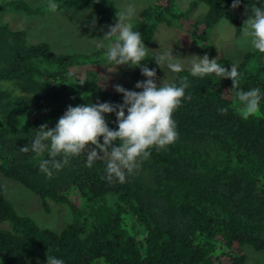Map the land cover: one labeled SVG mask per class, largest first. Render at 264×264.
Masks as SVG:
<instances>
[{
  "label": "trees",
  "instance_id": "trees-1",
  "mask_svg": "<svg viewBox=\"0 0 264 264\" xmlns=\"http://www.w3.org/2000/svg\"><path fill=\"white\" fill-rule=\"evenodd\" d=\"M263 1L240 0L232 8L233 0H191L189 7L201 2L206 9L201 19L182 22L174 0H153L137 12L134 30L146 45L156 23L178 22L205 52L208 27L225 17L239 30L241 16L264 7ZM55 2L57 10L114 12L113 0ZM5 8L43 13L23 0L0 3V11ZM105 51L54 53L46 42L27 44L22 30L0 23V175L35 195L45 212L48 200L70 211V221L57 230L38 225L15 211L0 183V264H26L37 251L64 264H244L243 245L264 250V67L248 66L256 50L237 61H217L229 70L237 66L242 90L260 89V110L247 119L241 115L231 79L175 73L163 83L179 86L187 76L191 97L173 115L178 139L166 150L153 149L140 174L126 183L103 179L105 161L89 168L85 155L48 179L39 171L41 158L20 151L31 146L41 124L54 127L69 105L122 103V94L80 68L108 65ZM154 60L148 55L142 64L157 73ZM106 119L115 129V114Z\"/></svg>",
  "mask_w": 264,
  "mask_h": 264
},
{
  "label": "clouds",
  "instance_id": "clouds-1",
  "mask_svg": "<svg viewBox=\"0 0 264 264\" xmlns=\"http://www.w3.org/2000/svg\"><path fill=\"white\" fill-rule=\"evenodd\" d=\"M239 4L240 0H233L231 6L236 8ZM58 7L55 0H48L47 8L51 12H56ZM137 11L134 0L126 3L116 13L115 25L107 26V32L96 46L106 49L104 58L109 64L139 67L146 79L136 82L134 87L141 91L127 90L116 84L113 89L122 94V103L97 101L69 105L54 127L41 124L31 146L25 145L20 151H31L41 158L39 171L46 178L52 179L72 158L85 155L86 167L91 168L97 160H104L105 176L102 178L109 183L123 184L140 174L153 149L166 150L178 139L173 115L183 100L191 99L190 96L186 97V89L190 87L188 77H181L179 86L176 83H160L157 82L156 70L142 64L149 54V48L141 33L134 30L133 21ZM92 27H95V19ZM239 43L264 53V7L252 8L241 27ZM182 59L168 49L158 55L154 62L159 68L163 65L173 73H180L184 70ZM189 71L198 78L214 74L219 79H231V88L235 90L240 113L245 119L260 110V89L242 90L241 74L236 65H232L229 70L216 58L209 59L205 54L202 57L192 56ZM84 83L80 81L81 85ZM219 111L226 113L227 109L221 108ZM113 113L116 118L115 129L109 127L106 119L107 114ZM45 155L47 158H44ZM46 264H64V261L47 255Z\"/></svg>",
  "mask_w": 264,
  "mask_h": 264
},
{
  "label": "rangeland",
  "instance_id": "rangeland-1",
  "mask_svg": "<svg viewBox=\"0 0 264 264\" xmlns=\"http://www.w3.org/2000/svg\"><path fill=\"white\" fill-rule=\"evenodd\" d=\"M6 1L9 0H0V3ZM23 1L34 8H43L48 2V0ZM152 1L134 0L138 11ZM128 2L130 0H113L114 12H105L100 15H95L90 8L79 10L61 8L56 12L43 8V13L38 15H26L11 8H5L0 11V23L5 24L11 30H22L27 44L37 41L46 42L54 53H91L97 48V42L103 39L102 36L108 30L107 26L115 25L116 13ZM190 2L191 0H174L173 12L181 15L180 21L182 22L201 19L206 9L201 2L189 7ZM262 4L264 6V1ZM93 19H95V27H92ZM246 19L247 16L242 15L238 25L242 27ZM206 35V45L210 46V50L204 52L201 47L202 42L197 38H192L182 26H179L178 22L171 26L156 23L151 39L146 44L149 48L148 55L156 58L171 49L174 56L178 55L183 58L181 63L184 64V69L189 70L192 56L202 57L206 54L209 59L227 58L237 61L244 53L254 50L239 43L241 29L237 30L236 24L225 17L208 27ZM105 43L108 42L105 41ZM248 66L250 69L258 66L264 67V53L253 55ZM80 68L94 71L97 83L103 88H113V85L119 84L127 90L141 91L134 86L136 82L146 79L142 76L140 68H131L127 65L101 64L93 68L90 64H84ZM156 75L157 82L163 83L172 79L175 73L162 65ZM0 183L5 198L12 204L15 211L20 215L31 217L38 225L57 230L70 221V211L66 205L55 204L48 200L49 210L45 212L37 197L17 182L0 175ZM241 249L245 255L244 264H264V250L255 251L249 245H243ZM46 261L47 257L37 251L26 264H46ZM96 263H101V261L97 260Z\"/></svg>",
  "mask_w": 264,
  "mask_h": 264
}]
</instances>
